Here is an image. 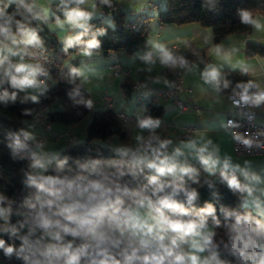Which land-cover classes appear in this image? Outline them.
<instances>
[{"label": "clouds", "instance_id": "1", "mask_svg": "<svg viewBox=\"0 0 264 264\" xmlns=\"http://www.w3.org/2000/svg\"><path fill=\"white\" fill-rule=\"evenodd\" d=\"M11 2L17 5L12 13L0 10V87L7 84L15 91L10 93L7 88L0 91V103L14 102L18 92L26 93L25 100L39 103L48 90L45 80L40 79L49 75L44 66L48 56L31 20L46 21L51 11L47 5L54 0ZM103 2L110 4V0ZM87 3L89 0H59L56 7L63 12L64 19L57 16L49 28L68 32L61 37L65 51L83 44L81 54L90 57L100 47L96 36L102 31L83 40L93 16L81 7ZM239 17L242 24L252 26L257 32L264 30V23L250 10L241 9ZM78 29L81 31L77 32ZM148 44L150 50L140 59L150 66L158 60L162 66L173 69L191 71L197 67L165 43L150 39ZM209 51L230 63L231 53L225 52L222 45L217 44ZM235 67L248 72L243 62ZM222 68L223 64L206 63L200 73L203 82L217 93L228 89L231 83L224 78ZM70 73L87 79L75 66H70ZM159 81L157 77L155 82ZM232 91L239 97L236 104L256 108L264 105V89L252 80L237 83ZM68 96L74 104L89 110L94 106L93 100L85 99L79 87ZM30 114L26 109L25 115ZM160 124L159 118L150 115L138 117L137 127L148 130L147 138L138 134L135 148L114 149L117 158L77 159L74 162L79 171L74 174L65 171L68 157L57 161L56 169L50 174L49 154L44 152L43 143L36 142L35 148L28 143L35 140L31 132L21 129L7 133L12 158L30 160L31 171L26 173L24 184L34 192L23 202V210H16L15 214L22 217L18 227L10 226L14 201L0 194V221H3L0 232L20 240L17 246L0 238L3 254L15 256L23 264H231L220 259L222 246L235 258L236 264H264V219L257 218L264 216V201L254 195L257 191L254 185L264 180L233 165L230 156L221 157L219 147L211 139L182 140L169 151L173 141L155 134ZM234 136L246 146L253 144L251 139ZM187 156H193L200 168L188 163ZM201 170L210 177L218 176L234 193L246 194L241 201L242 208L251 204L257 210L253 216L251 212L221 206L226 240L215 239V229L222 226L217 208L212 203L195 208L199 192L187 181L199 183ZM126 176H144L147 183L130 187L124 182ZM208 186L211 188L212 184ZM260 193L264 195V189ZM25 228L26 234L20 235V230Z\"/></svg>", "mask_w": 264, "mask_h": 264}, {"label": "trees", "instance_id": "2", "mask_svg": "<svg viewBox=\"0 0 264 264\" xmlns=\"http://www.w3.org/2000/svg\"><path fill=\"white\" fill-rule=\"evenodd\" d=\"M91 1L93 8L99 10V12L95 10L91 12L99 16H94L89 21V32L84 35L83 40L87 41L92 38L93 33L102 31V34L96 36V39L100 41V47L94 49L93 53L104 55L111 51L131 54L147 48L148 23L150 22V18L156 19L160 25L164 26L198 23L202 27L210 28L213 36L212 45L215 46L229 36L247 37L252 31V26L241 23L239 17L241 9L250 10L254 16L255 14L264 16V0H165L163 8L157 5L156 9H154L157 10L156 15H144V17L139 15L128 20L125 19V12L115 0H110V4H105L103 0ZM58 3L59 0L54 3L55 12L50 16V20L52 21H55L57 16L64 19L63 12L59 11L56 7ZM16 7L17 5L12 3L11 0H0V10L12 13ZM102 14L110 15L111 22L108 23L103 20L100 16ZM29 19L31 20L30 16ZM135 20L139 23L138 29H133L130 26ZM31 26L37 28L45 47L57 55L60 59V65L51 71L48 90L40 97L39 103L25 100V92H18L14 102L9 101L7 105L0 103V194L14 201V214L10 218V226L16 225L17 227L22 217L15 214L16 210H23V202L34 192V189L26 187L24 184L30 160L12 158L11 149L7 146L10 142L7 139V133L19 132L21 129L25 130V121H32V116L37 111L45 113L44 108L56 101L60 102L62 109L47 111L45 113L46 119L51 123L60 122L66 125H73L86 117L90 111L83 105L74 104L72 99L69 98L68 93L76 87H79L85 99H88L89 93L80 85L79 77H73L69 70L62 67V58L80 52L83 44L75 45L65 51L64 44L59 40L56 33L49 28L47 21L31 20ZM208 50V45L201 47L192 46L188 48L186 53L179 55H183L191 63L195 60H204L208 55ZM244 55L248 58L264 56V45L247 39L244 45ZM12 59L15 61L14 58ZM168 68L170 76H172V68ZM223 74L224 78L231 82L228 89H222L220 92L224 95L233 92L232 90L237 83H247L250 80L248 73H243L240 69H227ZM123 77L121 85L126 94L129 95L131 89H133V82L126 81L128 75ZM4 88H7L10 93L15 91L7 84L0 87V91ZM237 91L239 90L237 89ZM26 109L30 110V115H25ZM116 112L117 110L109 107L95 110L85 125L84 139L68 144L56 157L52 158L51 163L48 165V172L50 174L53 173L56 169L57 161L62 160L64 157L69 158L67 165H65V171L73 174L79 171L74 162L77 159L108 160L117 158L114 148L107 145L105 141L112 136H116L119 140L126 142L129 131L125 126V122L127 121L119 119L116 116ZM162 113V106L151 102L150 95V101L144 104L141 117L150 115L153 118H160ZM28 143L34 147L33 141H28ZM198 179L199 183H193L192 181H187V183L199 192V197L195 201V208L204 207L206 203H212L217 208V215L222 222V226L215 229L217 233L215 239L217 242L221 238L226 240V229L223 227L224 216L220 212L221 206L236 209L240 212H251L253 216L257 215V211L251 207L242 208L240 206L242 201L241 193H234L229 190L220 181L218 176L204 178L201 174ZM124 182L128 183L130 187H137L147 183L144 176H137L135 178L126 176ZM209 184H212L211 188L208 186ZM209 224L211 225L210 218ZM26 232V228L21 229L20 235H24ZM0 238H3L9 244L15 243L17 246L20 244L18 237L10 236L6 232H0ZM0 259H2L4 264H23L15 256L6 257L2 250H0ZM220 259L228 260L231 264H236L235 258L228 255L222 246L220 249Z\"/></svg>", "mask_w": 264, "mask_h": 264}, {"label": "crops", "instance_id": "3", "mask_svg": "<svg viewBox=\"0 0 264 264\" xmlns=\"http://www.w3.org/2000/svg\"><path fill=\"white\" fill-rule=\"evenodd\" d=\"M56 1L58 0H54L51 5H47L50 7L52 12H55L54 3H56ZM115 2H117L122 9V4H120L118 0H115ZM83 6L91 8L93 7V3L91 0H89V3ZM146 7H148L151 12L154 10L151 8L149 1H147L146 5L140 6L142 11H145V9H147ZM94 16L99 15L95 13ZM157 29L158 30L154 32L150 39L165 43L168 47L171 45H176L178 49L173 51L177 54L186 53L188 48L192 46L201 47L208 45L209 49L214 47H211L213 42L211 29L202 27L198 23H185L182 25L166 26L159 24ZM53 31L63 43L60 34L56 30ZM247 38L248 36H229L220 42L219 45L223 46L225 52L231 53L230 63H225L222 58L216 57L213 52L208 50V55L204 60H195L190 63L197 65V67L193 68L191 71L183 68H172L171 71L178 72L183 80L185 90L182 93V96L187 100L189 107L183 113H179L170 100L161 99L159 102H157V104L161 105L163 109L162 116L159 119L162 123H164V127L160 126L157 128L155 130V134L161 139H171L173 141V144L169 146V151H171L173 147L177 146L182 140H189L193 138L198 139L200 137H203L205 140L211 139L213 143L219 147L221 157L225 155L230 156L233 165H239L240 168L246 169L250 173H255L259 175L262 180H264V155L237 156L235 154L233 150L232 134L228 129L225 128L224 125L226 116L235 109L227 99L226 95L221 94L220 92H215L210 85H207L203 82L200 75L206 63L223 64L222 72L224 73V71L227 69H240L239 67L233 68V65L237 64L238 62H243L248 67L247 73L250 80L259 84L261 88H264V63L260 62L256 56L248 58L244 55V45ZM206 39L208 41L207 43L205 42ZM150 48L151 46L148 44L147 48L143 50L135 51L128 56L118 55V57L114 58L120 60L123 69L130 71L126 81L132 82L135 79H141L143 81V85L139 89L140 92L138 95L143 97L145 103L150 101L149 89L151 87L166 88L170 85L171 80L169 68L167 69V67L162 66L158 60L154 65L150 66L140 59V56L149 51ZM74 54H76L75 56H81L78 55V53ZM108 54L104 56H108ZM92 58L93 60L98 59L97 57ZM16 59L17 58H14V60ZM73 59L74 57L71 58V60ZM149 67H151V71L147 70ZM157 77L160 78L159 83L155 82ZM165 80L168 81L167 84H165ZM79 83L81 85L80 77ZM114 109L117 111H122L126 114L129 113L134 116L141 117L143 114V110L141 113L136 114L135 112H127L124 107L116 108V106H114ZM257 120L260 123H264V106H262V108L259 110ZM182 125L193 126L196 128V131H194L188 138H178L177 135L180 133L179 127ZM24 126L25 131L31 132L34 137L38 135L44 136V134L48 132L43 131L31 120L25 121ZM125 126L129 131L128 140L126 142L119 140L116 136H112L107 139L105 143H109L111 145L110 147L114 149L120 146H130L135 148L137 144L136 136L138 134L144 136L145 138H147L149 135L148 130H140L137 127V124L132 122H125ZM64 128H66L65 135H67L70 134V130L73 127ZM54 137L55 139H58V136ZM75 141H79L75 135H70L68 137L69 143H74ZM186 159L188 163L200 168L199 162L193 156H187ZM29 171H31V169L28 167L27 173ZM201 174L204 178H210V176H208L202 170ZM237 174L239 175L240 173L237 171ZM254 187L257 189L254 195L260 196L261 200L264 201V195H261L260 193V190L264 189V183L254 185ZM245 198L246 194L241 193V199L243 200ZM248 207L255 209V207H253L251 204H249ZM260 218L264 219V216H261ZM0 224H3V221H0ZM0 264H4L2 259H0Z\"/></svg>", "mask_w": 264, "mask_h": 264}, {"label": "rangeland", "instance_id": "4", "mask_svg": "<svg viewBox=\"0 0 264 264\" xmlns=\"http://www.w3.org/2000/svg\"><path fill=\"white\" fill-rule=\"evenodd\" d=\"M120 4H122V10L125 12V19H130L132 17H136L141 15L144 17L150 16V15H156L157 10H153L152 12L148 7L145 9V11H142L140 8L141 5H146L147 1H149L150 4H156L159 5L160 8H163L165 5V0H118ZM53 14L52 11H50V15L48 19L46 20L48 25L52 24L54 25L55 21L50 20V16ZM101 18L108 23L111 22L110 15L102 14L100 15ZM257 18L261 20L262 23H264V16L260 14H255ZM94 17V13L92 18ZM159 23L156 19L150 18V22L148 23V36L147 40H149L154 32L157 29V26ZM59 34L60 37L63 35H67L68 32H60L59 29H55ZM79 32L80 30H76ZM75 35L76 33H72ZM252 42H256L258 44L264 45V30L257 32L254 28H252V31L248 34V38ZM213 47V45H211ZM76 54H73L71 56H65L62 58V67L70 71V66H75L77 68H80L87 79L84 77H80L81 80V86H83L89 93L88 99H92L94 102L93 108L89 111L88 115L84 117L79 122L73 124V125H65L60 122H53V126H51L52 129H50L47 133L44 134V152L48 153L49 156L48 159H52L56 157L68 144H71L68 142V137L70 135H75L79 141L84 139V128L87 122L90 120L92 113L95 110H102L106 108V104L102 100V95L107 92L108 95L111 96L112 101L114 103V106L116 108H122L124 107L127 112H135L136 114L141 113L144 107V102L141 103L138 101V94L139 90L131 89L129 95L126 94L124 91L121 83H122V77H114L112 74L111 69L109 68V65L113 63L115 60V57H118V55H124L128 56L129 54H125L122 52H115L111 51L108 56H104V54L100 53H93L89 58V56H84L81 54V52H78V55L81 56H75ZM74 57L73 60L71 58ZM86 57V58H85ZM92 57H97L98 59L93 60ZM257 59L260 60V62L264 63V56H256ZM118 61H120L118 59ZM67 62V64H66ZM121 63V62H120ZM134 79V78H133ZM136 80H140L143 85V81L141 79H135L132 82H135ZM51 84V83H50ZM31 91V90H29ZM62 105L59 101L53 102L48 104L44 108V112L52 111V110H61ZM44 113V114H45ZM129 116H134L128 113ZM135 118H138L140 116H134ZM132 122L136 124L133 121H127ZM64 127H73L70 130V134L65 135L66 131ZM69 129V128H68ZM67 129V130H68ZM63 134V135H62ZM47 135V136H46ZM54 136H58V139H55ZM107 145L111 146L109 143ZM35 147V146H34Z\"/></svg>", "mask_w": 264, "mask_h": 264}, {"label": "built area", "instance_id": "5", "mask_svg": "<svg viewBox=\"0 0 264 264\" xmlns=\"http://www.w3.org/2000/svg\"><path fill=\"white\" fill-rule=\"evenodd\" d=\"M152 9H156V4H150ZM88 11L95 10L99 12L97 8H87L83 5L81 6ZM103 12V11H102ZM133 29L139 28V23L137 20L132 22L130 25ZM172 50L178 49L176 45H171L169 47ZM46 49V55L48 56V60L44 62V66L47 69L49 75L51 71L56 69L60 65V59L57 55L53 54L49 49ZM109 68L112 71L114 77H123L129 74V70L123 69L120 61L115 60L113 63L109 65ZM49 75L48 77H40V79H44L46 84H49ZM133 89L139 90L142 87V82L140 80H136L132 85ZM264 89V88H262ZM185 87L183 85V80L178 72H173L170 80V85L166 88L159 87H151L150 95L151 102L157 103L161 99L162 100H170L176 110L179 113H183L189 107L186 99L182 96ZM252 91H255L253 89ZM227 99L234 107V111L229 113L224 121L225 128L228 129L232 134L233 140V150L237 156H253V155H264V123H260L257 120L259 115V110L262 108L261 105L259 108L253 107L251 105H244L242 103L236 104L235 101H238L239 97L236 96L233 92H229L226 94ZM138 101L143 103L144 99L141 95L137 96ZM102 100L106 104V107L114 108V103L110 95L105 92L102 95ZM116 116L123 121H133L137 124V118L134 116H129L128 114L117 111ZM143 118V117H140ZM32 122L40 127L43 131H49L51 129L52 123L46 119L45 114L42 111H37L32 116ZM161 127H164V123L161 122ZM180 133L177 135L178 138H188L190 135L196 131V128L193 126L182 125L179 127ZM239 135L242 138H248L253 141V144L249 147L242 143L241 140L235 139V136ZM44 136L38 135L35 137L33 141V145L35 146L36 142L43 143Z\"/></svg>", "mask_w": 264, "mask_h": 264}, {"label": "water", "instance_id": "6", "mask_svg": "<svg viewBox=\"0 0 264 264\" xmlns=\"http://www.w3.org/2000/svg\"><path fill=\"white\" fill-rule=\"evenodd\" d=\"M25 177H26V175H25Z\"/></svg>", "mask_w": 264, "mask_h": 264}]
</instances>
